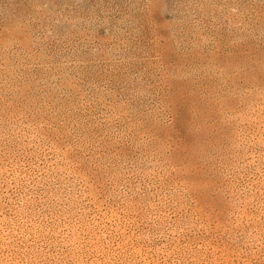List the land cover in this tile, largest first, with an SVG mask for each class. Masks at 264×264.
<instances>
[{
	"label": "rangeland",
	"instance_id": "1",
	"mask_svg": "<svg viewBox=\"0 0 264 264\" xmlns=\"http://www.w3.org/2000/svg\"><path fill=\"white\" fill-rule=\"evenodd\" d=\"M0 264H264V0H0Z\"/></svg>",
	"mask_w": 264,
	"mask_h": 264
}]
</instances>
